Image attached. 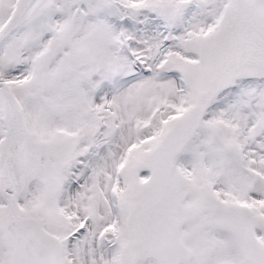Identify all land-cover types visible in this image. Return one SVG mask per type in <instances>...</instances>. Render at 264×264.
Masks as SVG:
<instances>
[{
    "label": "snow or ice",
    "instance_id": "1",
    "mask_svg": "<svg viewBox=\"0 0 264 264\" xmlns=\"http://www.w3.org/2000/svg\"><path fill=\"white\" fill-rule=\"evenodd\" d=\"M0 264H264V0H0Z\"/></svg>",
    "mask_w": 264,
    "mask_h": 264
}]
</instances>
